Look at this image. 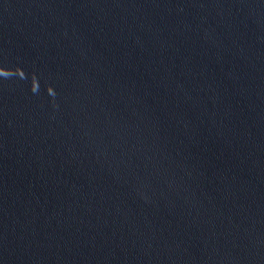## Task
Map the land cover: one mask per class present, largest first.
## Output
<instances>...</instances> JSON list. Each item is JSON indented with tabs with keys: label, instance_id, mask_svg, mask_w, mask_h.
<instances>
[{
	"label": "water",
	"instance_id": "95a60500",
	"mask_svg": "<svg viewBox=\"0 0 264 264\" xmlns=\"http://www.w3.org/2000/svg\"><path fill=\"white\" fill-rule=\"evenodd\" d=\"M0 264H264V0H0Z\"/></svg>",
	"mask_w": 264,
	"mask_h": 264
}]
</instances>
